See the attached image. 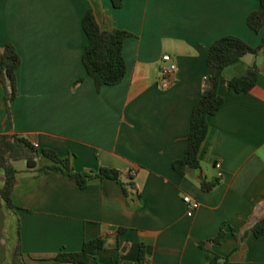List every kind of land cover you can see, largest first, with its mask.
Listing matches in <instances>:
<instances>
[{"label":"crops","instance_id":"obj_1","mask_svg":"<svg viewBox=\"0 0 264 264\" xmlns=\"http://www.w3.org/2000/svg\"><path fill=\"white\" fill-rule=\"evenodd\" d=\"M259 6L260 0H123L116 9L111 0H0V48L13 45L22 61L10 117L0 82V142L19 135L69 158L78 172L109 168L135 186L128 195L122 183L97 179L81 189L61 172H28L27 161L17 162L16 208L0 196V264H54L58 254L81 252L85 241L99 238L100 264H137L141 247L143 264H210L212 254L227 264H264V236L251 232L264 218V50L224 70V104L208 120L202 171L182 177L174 169L186 153L211 46L234 36L258 47L262 35L247 19ZM89 10L102 30L131 34L123 46L124 80L101 90L83 63ZM165 55L176 70L163 89ZM254 64L255 88L236 93L229 82ZM37 162L53 165L44 156ZM4 176L0 170V193ZM202 179L220 182L204 192ZM186 196L200 204L193 217ZM221 229L219 245L201 246Z\"/></svg>","mask_w":264,"mask_h":264},{"label":"trees","instance_id":"obj_2","mask_svg":"<svg viewBox=\"0 0 264 264\" xmlns=\"http://www.w3.org/2000/svg\"><path fill=\"white\" fill-rule=\"evenodd\" d=\"M114 8L120 9L123 0H111ZM249 28L262 35L261 43L258 47H252L240 38L226 36L218 39L210 48L207 59L208 72L205 80V87L201 98L196 103L192 115L190 134L185 156L175 161L174 169L184 177L189 170L202 171L200 161V151L209 131V117L216 115L224 104V98L219 94V89L225 84L223 79L224 70L234 65L248 55L258 56L264 50V0H260L257 11L252 12L247 19ZM83 29L88 43L86 45L83 63L87 74L93 78L98 90L104 86H114L121 83L127 73L126 63L123 56V46L125 40L131 36L126 31L113 30L104 31L100 28L93 10H89L83 19ZM21 57L16 48L7 44L0 48V82L4 88V99L7 108V115L10 117V107L18 96L17 71L21 66ZM259 70L254 64L246 75L236 77L229 82V87L236 93H248L252 91L258 81ZM40 156L52 161L53 165L39 168L37 159ZM27 161V171L35 173H48L58 171L67 176L79 188L84 189L93 180H113L121 182V174L117 170L102 168L99 172H78L70 162L69 158H61L52 150H39L27 138L19 135H3L0 142V170L5 173L4 187L0 193L6 206L13 210L16 208L13 203V192L17 183L19 170L15 164ZM220 182L207 181L200 182L201 190L211 192ZM123 190L130 194L135 186L133 182L122 183ZM251 232L256 238L264 236V218L251 227ZM226 234L221 229L219 234L201 246L219 245ZM104 239H94L85 241L81 252L60 253L54 259V264H100L98 251L104 248ZM21 255L20 248L15 252V263ZM210 264H227L226 261L214 254L209 255ZM145 262L144 248H140L139 262ZM120 264V263H119ZM127 264V263H124ZM129 264V263H128Z\"/></svg>","mask_w":264,"mask_h":264},{"label":"built area","instance_id":"obj_3","mask_svg":"<svg viewBox=\"0 0 264 264\" xmlns=\"http://www.w3.org/2000/svg\"><path fill=\"white\" fill-rule=\"evenodd\" d=\"M162 61L167 65L161 67L160 69L158 86L164 89L170 87L174 83L173 73L176 70V65L172 62V58L169 55L163 56ZM217 167L219 168L220 164H217ZM132 175H134V172L132 173ZM184 203L187 206L188 217H193L195 212L200 207L199 202L189 196H186L184 197Z\"/></svg>","mask_w":264,"mask_h":264},{"label":"rangeland","instance_id":"obj_4","mask_svg":"<svg viewBox=\"0 0 264 264\" xmlns=\"http://www.w3.org/2000/svg\"><path fill=\"white\" fill-rule=\"evenodd\" d=\"M18 164L20 165V163H17L16 166H17Z\"/></svg>","mask_w":264,"mask_h":264}]
</instances>
